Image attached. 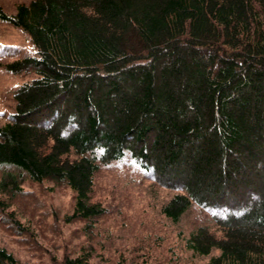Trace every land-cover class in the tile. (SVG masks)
<instances>
[{"label":"trees","instance_id":"obj_1","mask_svg":"<svg viewBox=\"0 0 264 264\" xmlns=\"http://www.w3.org/2000/svg\"><path fill=\"white\" fill-rule=\"evenodd\" d=\"M0 19L34 48L3 64L34 76L0 124L1 222L33 237L11 206L28 179L70 187L64 221L89 228L108 210L97 171L127 162L175 190L160 208L173 222L205 212L185 239L204 264H264V0H29Z\"/></svg>","mask_w":264,"mask_h":264},{"label":"rangeland","instance_id":"obj_2","mask_svg":"<svg viewBox=\"0 0 264 264\" xmlns=\"http://www.w3.org/2000/svg\"><path fill=\"white\" fill-rule=\"evenodd\" d=\"M28 1L0 0V6L14 13L18 3ZM4 46L17 51L0 53V124L13 109V89L34 76L33 71L11 73L5 69L4 63L33 54L34 48L20 27L0 19V50ZM23 187L31 192L13 200L11 206L34 232L33 237L16 235L0 221V245L14 254L16 264H54L53 256L60 259L66 253L77 256L85 252L91 264H204L209 257L185 246L189 232L207 221L205 212L193 206L173 222L160 208L175 190L142 179L127 162L97 171L92 197L108 210L89 228L83 220L64 221L73 208L70 187L28 179Z\"/></svg>","mask_w":264,"mask_h":264}]
</instances>
